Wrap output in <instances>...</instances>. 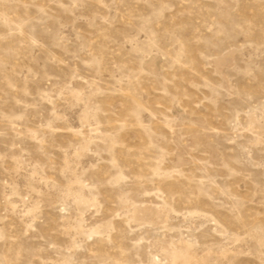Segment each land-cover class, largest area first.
<instances>
[{"label":"rangeland","instance_id":"374dc122","mask_svg":"<svg viewBox=\"0 0 264 264\" xmlns=\"http://www.w3.org/2000/svg\"><path fill=\"white\" fill-rule=\"evenodd\" d=\"M0 264H264V0H0Z\"/></svg>","mask_w":264,"mask_h":264}]
</instances>
